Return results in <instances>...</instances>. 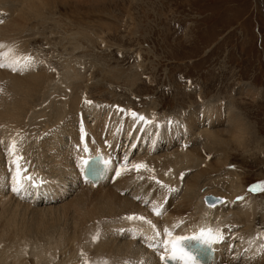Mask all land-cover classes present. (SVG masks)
Here are the masks:
<instances>
[{"label": "bare ground", "instance_id": "obj_1", "mask_svg": "<svg viewBox=\"0 0 264 264\" xmlns=\"http://www.w3.org/2000/svg\"><path fill=\"white\" fill-rule=\"evenodd\" d=\"M43 1L0 0V14H3L0 22L4 21L0 26V45L16 47L20 44V49L24 50L22 45L35 38V35L31 37L27 32L30 29H26L31 23L34 25L41 20ZM56 1L47 0L48 6L43 9L57 7ZM49 11L54 9L47 8L46 13ZM20 49L14 54L19 61L14 65L17 72L0 70V264H25L17 258V254L25 251L21 260L30 257L34 264H161V255L165 252L159 245L169 239L165 230L174 237H192L206 229L219 234L214 264H264V239L255 238L253 233L254 217L264 206L260 207L256 200L247 197L242 178L238 174L231 175L235 172L228 174L225 180L229 183L222 185L228 191V197L212 194L215 189L205 188L203 178L210 172L228 173L229 166L224 169L226 171L222 169L227 161L222 164L217 162L218 158L214 164L211 163V167H205L201 153L207 149L203 151L205 146L201 144V137L194 140L198 146L194 151L188 152L185 145L193 141L189 140V133L200 124L202 115L211 126H215L217 121L222 123L223 116L226 121L228 118L234 127L231 133L233 138H237L234 139L237 143L238 138L241 140L248 133L252 136L250 127L234 109L230 106L217 109L208 106L204 110L200 108L202 115L193 111L184 118H160L157 109H154L143 110L133 116L136 111L131 106L123 109L114 104L92 102L90 92L86 101L81 93L83 90L78 98L75 92L79 91L72 88L75 74L69 73L65 77L66 72L62 76L60 72H55L51 77L47 73L50 65L47 69V65L41 64L36 55L29 56V51L22 53ZM7 57L9 59L10 55ZM26 59L25 67L22 62ZM241 89L242 95L246 96V90ZM102 109L108 114L101 115L99 110ZM87 115L95 116L94 127V122L90 124ZM86 134L92 137L97 134L100 139L102 136L116 142L124 137L121 141L124 156L116 163L120 174L109 185L81 188L74 178L75 168L68 158V146L74 148L79 137L83 138V143L86 142L83 137ZM166 137L170 138V148L178 140L182 142L183 149L160 156ZM212 137L219 138L214 133ZM13 141L20 146L26 141L24 152L21 150L24 155L18 151L14 153L16 161L18 157L23 158L19 160L20 174L33 170L26 171L20 181L23 177L38 179L36 191L52 192L54 202L37 203L38 199L31 196L26 204V198L18 201L6 195L9 176L11 173L18 176L17 166H4V162L13 155L10 154ZM214 143L208 145L209 152ZM190 156L202 161V169H193L197 165L191 164L193 159ZM140 164L146 167L139 170L133 168V165ZM6 167L11 169L10 174ZM188 169L199 173L193 175L191 182L184 186L183 172ZM160 183L163 185L160 186ZM21 187L26 189L25 185L21 184ZM208 195L222 197L226 201L210 207L205 200ZM157 196H160L159 200ZM172 206L175 207L171 211ZM157 211L161 214L156 215ZM22 214L27 217L21 219ZM30 214L33 215L28 219ZM127 217H143L144 220H129ZM97 234L99 239L94 240ZM82 240L85 241L84 245ZM62 245L68 250L75 247V251L90 255H80L78 252L61 255L58 252ZM12 250L16 255L8 254ZM33 251L35 253L31 256Z\"/></svg>", "mask_w": 264, "mask_h": 264}, {"label": "rangeland", "instance_id": "obj_2", "mask_svg": "<svg viewBox=\"0 0 264 264\" xmlns=\"http://www.w3.org/2000/svg\"><path fill=\"white\" fill-rule=\"evenodd\" d=\"M56 3L57 7H47L54 9L52 13L43 9L48 6L47 0L41 3V20L26 29L35 38L29 40L32 43L22 45L29 56L36 55L47 69L50 65L49 76L54 77L55 72L61 76L66 72L65 77L75 74L71 87L79 91L75 92L78 98L83 90L85 101L91 93L92 102L123 109L131 106L135 114L157 109L160 118H184L193 111L202 115L208 106L215 109L230 106L250 127L252 136L248 133L247 137L238 138L237 143L228 118L226 121L223 116L222 123L217 121L211 126L200 115V124L191 130L192 135L189 133V140L193 141L185 145L188 152L194 151L198 147L194 140L201 137L203 151H208L201 153L205 167H211L218 158L217 162L222 164L227 161L222 169L229 166L228 173L210 172L203 178L205 188L215 189L212 194L228 197L222 185L228 184L225 179L235 172L231 175L242 178L247 197L264 206V190L248 191L252 184H264V0H57ZM17 47L20 49V44L11 46L14 54L19 51ZM4 55H10L4 60L7 62L13 58L12 52ZM242 87L246 96L242 95ZM99 111L103 116L108 114L103 109ZM87 116L94 127L95 116ZM212 133L219 138L213 139ZM169 139L164 138L161 148L164 155L160 156L183 149L178 140L170 148ZM212 141L215 143L209 152L207 147ZM16 146L22 154L20 144ZM195 156H190L191 164L197 165L193 169L198 170L202 161ZM193 169L183 172L184 186L199 173ZM263 210L254 217L255 238L264 239ZM74 248L68 250L62 245L58 253L90 255ZM13 251L8 254L16 255ZM25 252L17 254L20 256L17 258L25 264H34L30 257L21 260Z\"/></svg>", "mask_w": 264, "mask_h": 264}, {"label": "snow or ice", "instance_id": "obj_3", "mask_svg": "<svg viewBox=\"0 0 264 264\" xmlns=\"http://www.w3.org/2000/svg\"><path fill=\"white\" fill-rule=\"evenodd\" d=\"M4 46L3 45H0V48H3ZM7 59V57L3 54H0V67H5V63H4V60ZM19 63V61L15 60V59H12V60H9V63L7 66L9 67H12L13 65ZM12 70L15 71L16 68L15 67H12ZM136 114H133V116H135ZM139 119L143 120L144 118L143 117H138ZM12 150L10 152V154H14L16 151H17V148H16V142L13 141L12 143V146H11ZM23 158L22 157H18L17 158V161H16V166H17V169H18V177H19V174H20V164H19V160H22ZM86 163V162H85ZM146 166L143 165V164H140V165H133V168H135L136 170H139L141 168H145ZM120 173H117V175H119ZM28 179L30 180L31 177H28ZM264 190V184H261V185H257L253 188H251L250 190L255 192L257 190ZM14 191H16V189L14 188L13 189ZM161 213L159 211L156 212V215H160ZM127 219L129 220H134V219H140V220H144L143 217H127ZM147 223H151L150 221H145ZM154 227V225H153ZM166 232V235L169 237L168 240L166 241H163L161 242V244L159 245L160 247H162L164 249V252L165 253H170V255H168L167 257L165 255H161V259L162 260H165L166 261V264H167V261L168 260H171V261H180L182 262V264H196V258L195 256L189 252L186 248V243L187 242H191L192 240H195L199 243H204V244H208V243H211L213 241H215L219 234L216 233L214 234L212 232V230H201V232L199 233L198 236H194V237H174L173 234L168 231V230H165ZM160 233L157 232V236H159ZM94 240H98L99 239V234H97L96 237L93 238ZM106 264V262H105Z\"/></svg>", "mask_w": 264, "mask_h": 264}, {"label": "water", "instance_id": "obj_4", "mask_svg": "<svg viewBox=\"0 0 264 264\" xmlns=\"http://www.w3.org/2000/svg\"><path fill=\"white\" fill-rule=\"evenodd\" d=\"M205 200H206V204L208 206H211V207H214V206L224 202L223 198H221V197L218 198V197H215L213 195H208Z\"/></svg>", "mask_w": 264, "mask_h": 264}]
</instances>
